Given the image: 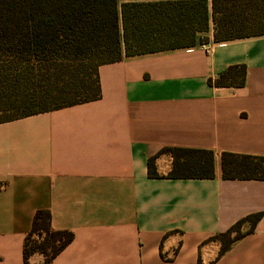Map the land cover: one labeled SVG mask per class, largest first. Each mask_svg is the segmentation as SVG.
<instances>
[{
  "label": "crops",
  "instance_id": "obj_1",
  "mask_svg": "<svg viewBox=\"0 0 264 264\" xmlns=\"http://www.w3.org/2000/svg\"><path fill=\"white\" fill-rule=\"evenodd\" d=\"M233 65L246 67L244 87L207 84ZM98 76L97 101L0 124V264H23L38 210L73 234L50 264H264V180H224L220 169L222 153L264 157V35L213 43L211 31ZM164 148L211 151L213 179L167 178V154L149 178ZM257 214L219 256L209 239Z\"/></svg>",
  "mask_w": 264,
  "mask_h": 264
},
{
  "label": "trees",
  "instance_id": "obj_2",
  "mask_svg": "<svg viewBox=\"0 0 264 264\" xmlns=\"http://www.w3.org/2000/svg\"><path fill=\"white\" fill-rule=\"evenodd\" d=\"M209 30L213 43L264 35V0H0V124L97 101L100 66L191 48ZM245 75L244 65H233L207 84L242 88ZM161 154L171 157L169 179L214 177L211 151L164 148L148 160L149 178L159 177ZM220 169L224 180H264V157L222 153ZM260 218L248 216L209 241L221 244L222 256ZM72 241L71 232L51 228L49 211L38 210L23 264L33 255L50 264Z\"/></svg>",
  "mask_w": 264,
  "mask_h": 264
},
{
  "label": "rangeland",
  "instance_id": "obj_3",
  "mask_svg": "<svg viewBox=\"0 0 264 264\" xmlns=\"http://www.w3.org/2000/svg\"><path fill=\"white\" fill-rule=\"evenodd\" d=\"M122 1H120L121 3ZM211 30H209L207 33H205L203 36H202V42H206L205 40H207L208 38V35L210 34Z\"/></svg>",
  "mask_w": 264,
  "mask_h": 264
},
{
  "label": "built area",
  "instance_id": "obj_4",
  "mask_svg": "<svg viewBox=\"0 0 264 264\" xmlns=\"http://www.w3.org/2000/svg\"><path fill=\"white\" fill-rule=\"evenodd\" d=\"M202 50H205L203 47H201Z\"/></svg>",
  "mask_w": 264,
  "mask_h": 264
}]
</instances>
